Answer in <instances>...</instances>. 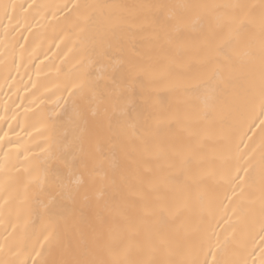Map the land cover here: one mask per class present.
I'll return each instance as SVG.
<instances>
[{
	"label": "bare ground",
	"instance_id": "obj_1",
	"mask_svg": "<svg viewBox=\"0 0 264 264\" xmlns=\"http://www.w3.org/2000/svg\"><path fill=\"white\" fill-rule=\"evenodd\" d=\"M3 3L0 264H260L264 0Z\"/></svg>",
	"mask_w": 264,
	"mask_h": 264
},
{
	"label": "snow or ice",
	"instance_id": "obj_2",
	"mask_svg": "<svg viewBox=\"0 0 264 264\" xmlns=\"http://www.w3.org/2000/svg\"><path fill=\"white\" fill-rule=\"evenodd\" d=\"M15 5L14 4H6V3H3V4H0V8L3 9L5 15H8V10L11 8L12 10L15 9ZM238 7H243V6H238ZM261 106H262V111L260 113V115L262 117H264V85H262V90H261ZM261 125H264V119H261ZM239 171V169L237 170ZM246 171V170H245ZM242 179V178H241ZM47 239V238H45ZM215 258V257H214ZM66 264V262H65ZM74 264H88V262H83V261H76L74 262ZM246 264V262H245ZM260 264H264V248L261 249V260H260Z\"/></svg>",
	"mask_w": 264,
	"mask_h": 264
}]
</instances>
